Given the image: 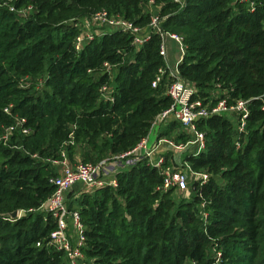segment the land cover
Instances as JSON below:
<instances>
[{
  "label": "trees",
  "instance_id": "trees-1",
  "mask_svg": "<svg viewBox=\"0 0 264 264\" xmlns=\"http://www.w3.org/2000/svg\"><path fill=\"white\" fill-rule=\"evenodd\" d=\"M148 1L13 0L15 10L37 8L23 21L0 8V136L14 122L5 112L10 105L32 129L0 143V264H67L47 243L56 222L40 208L55 189L50 178L59 172L52 161L62 149L72 164L127 152L171 105L165 80L152 86L164 64L159 36L136 49L130 35L111 31L76 52V25L58 24L106 8L145 25ZM154 1L168 16L164 27L184 36L179 69L197 96L205 104L224 96L251 99L250 115L241 132L235 115L197 121L205 148L187 161L209 178L193 181L188 198L177 201L174 187L163 191V173L144 159L116 174L117 188L68 201L86 226V258L95 264H264V0H253V12L238 0H187L184 7ZM104 61L117 65L111 80L101 72ZM104 84L113 86L112 101L101 98ZM220 89L226 93L216 97ZM174 124L181 125L172 120L158 137L170 136ZM15 210L22 214L7 216Z\"/></svg>",
  "mask_w": 264,
  "mask_h": 264
},
{
  "label": "built area",
  "instance_id": "built-area-1",
  "mask_svg": "<svg viewBox=\"0 0 264 264\" xmlns=\"http://www.w3.org/2000/svg\"><path fill=\"white\" fill-rule=\"evenodd\" d=\"M175 1L180 4V7H184L187 2V0ZM238 1L248 4L252 12L256 9V3L253 0ZM145 4L148 7L157 5L154 0H149ZM33 7V5H29L27 8H24V10L28 11L33 9ZM12 9L15 10L13 6ZM167 17V15L161 13H151L148 23L140 25L122 14H113L106 8H101L92 12L91 16L88 17L90 23H79L76 21V25L80 26V31H78L73 41L75 51L80 52L88 43L92 42L97 37L103 36L111 31L119 30L130 35L132 37V45L139 49L149 42L154 35L159 36V54L163 57L164 64L158 68L152 81V86L157 87L165 80L167 86L166 92L171 97L172 102L168 108L157 115L150 132L156 127L159 129L172 120H175L183 127L192 131V140L185 144H177L173 138L157 136L156 141L149 146L148 134L143 137L133 149L120 155H115L113 158L118 161L126 158H135L139 161L147 159L149 164L157 167L163 173V191H167L173 187L181 190L187 189L189 172L193 175L195 180H201L203 182L208 180L209 174L192 169L188 162H186V170L172 169L169 164H166V162H168L167 153H158L157 150L160 147L166 146L170 149L184 150L188 147V144H193L197 146V152L193 155H198L199 152L205 148V134L197 128V121L199 119H205L212 115H235L238 121V130L241 132L246 126L251 111V99L237 98L230 100L228 97L224 96L214 104H205L203 99L197 96V90L192 84L186 81L179 69V65L187 52V44L185 43L184 36L167 30L164 27V22ZM90 24H92L93 27L90 26ZM168 40L177 43L181 54L180 59L176 63V67H172L167 60ZM116 66V64H112L109 61H104L101 65V72H106L111 80L114 77ZM91 70L92 69L89 71L91 72ZM100 91L102 99L113 100L110 84H104ZM262 108L264 109V105ZM11 110L12 105L5 107V112L13 116L14 122L7 126L4 133L0 136V143L3 144H7L10 141L15 131H19L26 135L32 131L26 124L27 118L19 114H12ZM53 162L58 164L61 170L57 175L50 178V183L55 186V189L40 207L50 213L56 222V227L50 233L47 243L64 253L67 264H95L94 261L86 258L84 253V248L87 243L86 226L82 221L79 210L69 209L67 196L69 191L77 185L87 188H99L104 186L117 188L118 181L116 174H110V170L107 169L109 166L105 165L106 161L100 163L81 161L72 164L64 149L61 150V158L53 160ZM203 213L204 215L202 217L206 218L207 213L205 211H203ZM21 214L22 211L19 210L18 216ZM37 245L40 246L41 243L38 242Z\"/></svg>",
  "mask_w": 264,
  "mask_h": 264
},
{
  "label": "rangeland",
  "instance_id": "rangeland-1",
  "mask_svg": "<svg viewBox=\"0 0 264 264\" xmlns=\"http://www.w3.org/2000/svg\"><path fill=\"white\" fill-rule=\"evenodd\" d=\"M12 3L13 0H0V8L1 7H6L9 8L10 11H13L16 13L18 19L20 20H26L27 18H29L31 15H33L37 8L33 7V9H30L28 11L26 10H14L12 9ZM161 7L159 5H156L154 7H149L147 10L150 11L153 14L156 13H160ZM100 9V8H99ZM99 9H96L94 11H97ZM92 11V12H94ZM92 12L90 14H83L82 16L78 15L75 17H70L67 19H64L63 21L59 22L58 24L61 23H65V24H75L76 25V21H78L79 23H90V20L88 17L91 16ZM78 19V20H75ZM90 26H92V24H90ZM78 31H80V26L76 25ZM93 27V26H92ZM136 48V47H135ZM138 49V48H136ZM181 54L180 51L178 49V45L177 43H175L172 40H168V62L172 67H176V63L177 61L180 59ZM116 68V67H115ZM96 72V71H95ZM44 77H40L39 79H43ZM23 79V84L27 85L28 83V76H25L22 78ZM186 79V78H185ZM187 82H189L190 84H192L195 89L198 91V89L196 88V86L190 82L189 80L186 79ZM40 89L43 88V82H40ZM111 90L113 91V86L111 87ZM226 93V90H216V97H219L220 95H223ZM163 130V126L161 128L158 129V127L154 128L150 133H149V140H148V145L151 146L157 139V136L159 135V133H161ZM169 138H173L174 141L177 144H182V143H187L188 141L192 140V131L186 127H183L182 125L179 124H174V129L171 132L170 136H167ZM70 139L66 142L65 145H67L69 142L71 143L73 141V137L70 135L69 137ZM158 153H167V160L169 165L171 166L172 169L174 170H186V162L187 161V157H189L190 155H193L194 153L197 152V146L196 145H191L188 144V147L184 150H175V149H170L168 147L165 148V146L160 147L158 150ZM68 155V154H67ZM133 157V156H132ZM49 161V159H47ZM102 161H106V166H109V168H107L108 170H110V174L114 173L117 174L119 171H123L126 170L128 168H130L132 165L136 164L139 160L135 159V158H126L123 160H117L115 158H113V156H111L108 159H103L97 163H100ZM148 161V160H147ZM53 162V161H52ZM77 162H81L80 160H78ZM76 163V162H75ZM53 165L56 167L57 171L59 172L61 170V167L58 164H55L53 162ZM188 188L181 190V189H176L173 192V196L177 201H179L182 198H188L190 196V184L195 180V178L193 177V175H191V173H188ZM95 190V188H87L81 185H77L75 186L71 191H69L67 199L68 201H71L72 204L75 203L77 197H79V195L84 194V193H93ZM76 204V203H75ZM201 215L203 216V210L201 211ZM91 260V259H90ZM93 261V260H91Z\"/></svg>",
  "mask_w": 264,
  "mask_h": 264
},
{
  "label": "water",
  "instance_id": "water-1",
  "mask_svg": "<svg viewBox=\"0 0 264 264\" xmlns=\"http://www.w3.org/2000/svg\"><path fill=\"white\" fill-rule=\"evenodd\" d=\"M18 213H19V211H18V210H15V211H13L12 213H10V214L7 215V216H10V217H12V218H16V217H18Z\"/></svg>",
  "mask_w": 264,
  "mask_h": 264
},
{
  "label": "crops",
  "instance_id": "crops-1",
  "mask_svg": "<svg viewBox=\"0 0 264 264\" xmlns=\"http://www.w3.org/2000/svg\"><path fill=\"white\" fill-rule=\"evenodd\" d=\"M165 148H166V146H165ZM168 155V154H167Z\"/></svg>",
  "mask_w": 264,
  "mask_h": 264
}]
</instances>
